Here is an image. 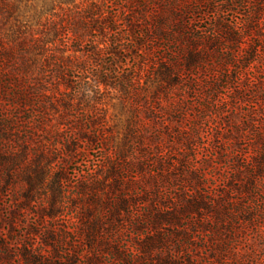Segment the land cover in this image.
I'll return each instance as SVG.
<instances>
[{"label": "trees", "instance_id": "trees-1", "mask_svg": "<svg viewBox=\"0 0 264 264\" xmlns=\"http://www.w3.org/2000/svg\"><path fill=\"white\" fill-rule=\"evenodd\" d=\"M15 1L0 0V193L22 190L0 264H264V81L247 72L264 57V0H82L34 31ZM134 27L167 46L117 137L82 101L83 79L107 85L115 62L97 74L74 52L116 55ZM96 146L104 161L71 187Z\"/></svg>", "mask_w": 264, "mask_h": 264}, {"label": "rangeland", "instance_id": "rangeland-1", "mask_svg": "<svg viewBox=\"0 0 264 264\" xmlns=\"http://www.w3.org/2000/svg\"><path fill=\"white\" fill-rule=\"evenodd\" d=\"M81 1L82 0H20V2L15 1L18 7L16 14H18L19 20L25 24L24 28H26V31H34L38 27L36 25L38 16H40L42 20L45 16L44 12H46L47 9H51L54 6V11L58 13V15H61L75 5H81ZM40 13L42 14L40 15ZM196 24L198 25V23ZM201 24L205 25V22ZM134 30V36H138L135 43L126 45L127 49L125 51L121 50L120 53H114L116 55H105L101 61L87 57L90 51L82 50L74 52L75 56L86 59L87 62H85V66L89 71L97 67V74L106 69H110V63L115 62L114 66H116L117 70L120 72L119 77L116 79L107 78V85L99 83V86L95 87V81H100L102 78L92 77L93 80L82 78L83 80H88L87 84L82 85V101L87 104L90 109H98L99 118L97 121L105 124L104 127L107 133H113L117 137L123 136V132L127 130L133 118L132 115L134 113L135 102L138 99L142 101L144 98H148L154 93L156 82L153 77V72L155 71L153 62H156L158 58L165 54L163 47L167 46V43L163 45L160 44L158 47L151 43L144 44L146 41H144L140 35H137L139 34L138 28L134 27ZM132 38L134 37L132 36ZM86 49L91 50L90 47ZM118 51L119 49H117V52ZM67 53L71 54L73 52L68 51ZM95 71L96 70H94V73ZM247 72L250 73V76L260 77L264 81V57L260 60L253 61L247 69ZM130 81H132V83H130ZM99 147L100 146H96L90 152L88 158L84 159L85 161L81 158V161L77 164H72L68 167L67 182L71 187L75 185L77 175L81 170L93 168L104 161L105 151ZM21 190L22 184L18 183L15 186L8 187L0 193V233L9 231L8 220L11 217L10 212L16 207V200ZM73 216L76 215L74 214ZM36 223L35 214L33 212H28L21 217L20 226L14 229L20 234L25 230L27 225ZM40 224L42 231L45 230L47 225L52 223L49 221H42ZM262 231L264 234V226L262 227ZM13 237L14 239L16 238L15 235H13Z\"/></svg>", "mask_w": 264, "mask_h": 264}]
</instances>
